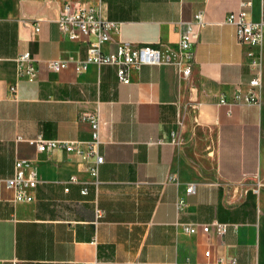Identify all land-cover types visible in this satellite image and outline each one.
<instances>
[{"label":"crops","instance_id":"obj_1","mask_svg":"<svg viewBox=\"0 0 264 264\" xmlns=\"http://www.w3.org/2000/svg\"><path fill=\"white\" fill-rule=\"evenodd\" d=\"M67 1L96 5L0 0V178L13 176L16 160L30 161L38 178L31 204L0 192V264H264V44L259 104H220L254 78L247 47L225 19L251 1L250 20L264 24V0H100L102 19L119 25L105 53L153 44L176 59L179 23L202 12L208 22L189 79L174 66L143 65L128 85L114 66L78 69L86 45L57 23ZM26 52L38 69L32 83L18 77L16 59ZM52 60L67 68L49 71ZM94 114L103 158L96 180L86 160L28 143L88 142L85 117ZM193 129L211 140L213 156L203 155ZM191 184L196 192L187 195ZM215 223L228 224L226 234ZM189 224L212 227L187 233Z\"/></svg>","mask_w":264,"mask_h":264},{"label":"built area","instance_id":"obj_2","mask_svg":"<svg viewBox=\"0 0 264 264\" xmlns=\"http://www.w3.org/2000/svg\"><path fill=\"white\" fill-rule=\"evenodd\" d=\"M40 1V0H31ZM96 5L74 4L65 2L62 13L57 21L61 33L70 41L79 42L86 45V59L80 63L78 69L87 64L97 66H114L117 69V78L121 84L130 83L131 69L139 68L143 65L161 66L169 65L178 69L180 76L189 79L192 76L195 61V45L208 22L205 13H199L191 22H181L180 41L178 57L174 59L171 55L163 53L159 45L144 44L134 45L118 44L114 52H104V47L110 42L111 34L117 33L119 25L106 21L101 17L100 0H95ZM251 1H243L240 4V11L237 14H230L225 19V24L235 27L237 41L240 46L247 47V55L250 60L249 66L254 73V78L246 85L237 87L230 102L222 98L220 104L228 105H257L260 102L259 90L262 85V64L263 54L261 48L264 44V24L253 22L249 18L252 10ZM38 32V25L35 27ZM18 77L25 78L32 83L36 80L38 69L30 53L21 54L16 59ZM67 62L52 60L47 64L48 70L59 73L67 68ZM246 87V89H244ZM13 90V89H12ZM85 119L89 122L92 130V139L88 142L80 141H60V140H36L28 141L34 145L40 153H50L55 150H62L68 155H75L88 162L87 171L93 180L97 179L99 166L103 163V158L97 154L99 144V117L97 114L88 115ZM20 140V138H18ZM178 143L177 140L174 141ZM75 178L71 182H75ZM38 183L36 171L30 161L16 160L14 173L10 178H0V192L8 190L12 193V200L15 204H31L34 201V192ZM196 192V185L191 184L187 190V195ZM86 195L87 190L81 192ZM184 200L178 203V210L184 207ZM97 218L102 216V211H96ZM212 225L189 224L184 227L187 233H195L202 229L206 234L210 233ZM218 235H224L228 231V224L215 223L213 225ZM206 258L211 259V252H206ZM203 264H241L237 258L218 259L207 261ZM256 264V263H253Z\"/></svg>","mask_w":264,"mask_h":264},{"label":"rangeland","instance_id":"obj_3","mask_svg":"<svg viewBox=\"0 0 264 264\" xmlns=\"http://www.w3.org/2000/svg\"><path fill=\"white\" fill-rule=\"evenodd\" d=\"M193 136H195V138H197L199 140V146L200 149L202 150V153L204 156H213V154L211 153V148H210V143L211 140H209L206 135L204 134V132L202 130H194L192 132ZM209 146V147H208Z\"/></svg>","mask_w":264,"mask_h":264}]
</instances>
